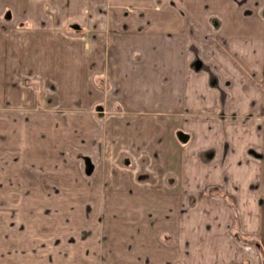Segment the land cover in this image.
Listing matches in <instances>:
<instances>
[{"label": "crops", "instance_id": "1", "mask_svg": "<svg viewBox=\"0 0 264 264\" xmlns=\"http://www.w3.org/2000/svg\"><path fill=\"white\" fill-rule=\"evenodd\" d=\"M143 1L0 0L7 264H261L264 0Z\"/></svg>", "mask_w": 264, "mask_h": 264}, {"label": "trees", "instance_id": "2", "mask_svg": "<svg viewBox=\"0 0 264 264\" xmlns=\"http://www.w3.org/2000/svg\"><path fill=\"white\" fill-rule=\"evenodd\" d=\"M212 197H221L223 198L225 201L227 200V203H228V199H226L225 196H221L220 194L218 193H214V194H211ZM230 204V203H229ZM232 211L234 212L235 211V207L233 205H230ZM234 218H235V225H238L237 223V219H236V214L234 215ZM234 239L242 246H249V247H252L255 252L257 253L258 255V258H259V261L261 264H264V250L261 246V244L259 243V241L253 237V236H244L242 235L238 229H236L233 233H232Z\"/></svg>", "mask_w": 264, "mask_h": 264}, {"label": "rangeland", "instance_id": "3", "mask_svg": "<svg viewBox=\"0 0 264 264\" xmlns=\"http://www.w3.org/2000/svg\"><path fill=\"white\" fill-rule=\"evenodd\" d=\"M132 2H135V1H132ZM132 2L130 4H132ZM153 3H154L153 0H147V5L152 6ZM141 4L144 5L145 4V0ZM188 5L191 6V3H189ZM204 5H205V0H194V2H193V6H194L195 9H198L201 6H204ZM6 256H8L6 251H3L2 254L0 253V264H7V262H5Z\"/></svg>", "mask_w": 264, "mask_h": 264}, {"label": "flooded vegetation", "instance_id": "4", "mask_svg": "<svg viewBox=\"0 0 264 264\" xmlns=\"http://www.w3.org/2000/svg\"><path fill=\"white\" fill-rule=\"evenodd\" d=\"M199 64V63H198ZM199 70H202L203 68H202V66H199V68H198ZM86 163V172L88 173V174H90L92 171H93V168L90 166V164H89V161H86L85 162ZM218 198H221V197H218ZM221 199H223V198H221ZM224 200V199H223ZM89 211V210H88ZM246 247V246H245Z\"/></svg>", "mask_w": 264, "mask_h": 264}]
</instances>
